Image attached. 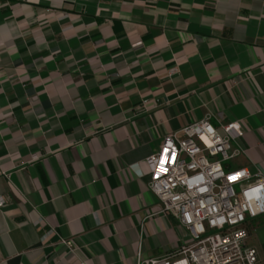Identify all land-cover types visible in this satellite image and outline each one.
Listing matches in <instances>:
<instances>
[{
  "label": "crops",
  "instance_id": "1",
  "mask_svg": "<svg viewBox=\"0 0 264 264\" xmlns=\"http://www.w3.org/2000/svg\"><path fill=\"white\" fill-rule=\"evenodd\" d=\"M206 115L264 176V0H0V264L174 255L146 159Z\"/></svg>",
  "mask_w": 264,
  "mask_h": 264
},
{
  "label": "built area",
  "instance_id": "2",
  "mask_svg": "<svg viewBox=\"0 0 264 264\" xmlns=\"http://www.w3.org/2000/svg\"><path fill=\"white\" fill-rule=\"evenodd\" d=\"M209 115L163 138L147 159L148 189L160 209L189 233L174 255L139 258L137 264H256L247 246V223L264 218V176L226 163L241 152L232 141L242 136L238 120L223 122L221 134ZM0 197V205L3 203ZM70 246V241H63Z\"/></svg>",
  "mask_w": 264,
  "mask_h": 264
},
{
  "label": "rangeland",
  "instance_id": "3",
  "mask_svg": "<svg viewBox=\"0 0 264 264\" xmlns=\"http://www.w3.org/2000/svg\"><path fill=\"white\" fill-rule=\"evenodd\" d=\"M253 227L248 238L250 241L254 240V238L258 239L264 247V222L259 225H254Z\"/></svg>",
  "mask_w": 264,
  "mask_h": 264
}]
</instances>
